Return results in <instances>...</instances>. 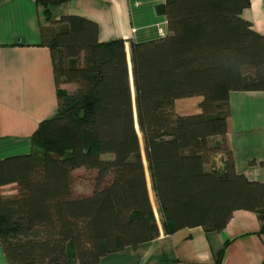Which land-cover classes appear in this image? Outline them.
<instances>
[{"label":"trees","instance_id":"16d2710c","mask_svg":"<svg viewBox=\"0 0 264 264\" xmlns=\"http://www.w3.org/2000/svg\"><path fill=\"white\" fill-rule=\"evenodd\" d=\"M64 1L37 0L57 112L33 133L31 153L0 161L8 263L98 264L157 238L140 134L165 232H220L247 210L264 234V182L236 171L226 142L230 93L264 91V36L242 17L250 0H165L157 11L168 36L131 42V64L124 40L99 41L97 22L55 19L51 7ZM192 97L202 98L201 111L177 113L176 101ZM219 155L223 166L208 168ZM80 168L95 173L89 195L75 192ZM11 184L17 192L4 194Z\"/></svg>","mask_w":264,"mask_h":264},{"label":"crops","instance_id":"0c3cea01","mask_svg":"<svg viewBox=\"0 0 264 264\" xmlns=\"http://www.w3.org/2000/svg\"><path fill=\"white\" fill-rule=\"evenodd\" d=\"M164 3L165 0H66L53 5L51 12L55 19L78 15L97 22L99 41L124 40L131 64V42L168 36L167 17L157 11ZM242 17L264 36V0H250ZM41 19L42 7L37 0H0V161L31 153L33 133L42 121L57 112L52 56L42 43ZM131 82L134 93L132 76ZM201 100V97L179 99L175 110L179 114L199 113ZM229 103L226 142L232 150L235 169L251 181L264 182V91H233ZM144 166L155 207L158 201L147 160ZM222 166L223 158L219 155L208 168ZM75 175V192L91 194L95 173L80 168ZM2 192L15 194L16 185L4 186ZM159 226L160 235L154 240L109 253L98 264H264V234H257L261 221L253 211H235L220 232L193 227L167 233L162 222ZM0 264H9L1 243Z\"/></svg>","mask_w":264,"mask_h":264},{"label":"rangeland","instance_id":"374dc122","mask_svg":"<svg viewBox=\"0 0 264 264\" xmlns=\"http://www.w3.org/2000/svg\"><path fill=\"white\" fill-rule=\"evenodd\" d=\"M61 88L63 90H66L68 93H72L76 89V85H74V84H63L61 86ZM140 138H141V143H142L143 157H144V160L146 162V156H145V151H144L143 139H142V135L141 134H140ZM154 208H155V214H156L157 220H158L159 223H161L162 222V215H161V212H160V210L158 208V205L156 204Z\"/></svg>","mask_w":264,"mask_h":264}]
</instances>
